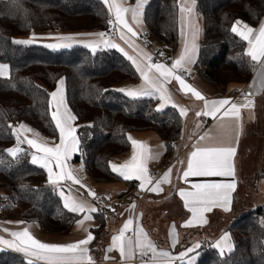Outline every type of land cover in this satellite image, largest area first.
<instances>
[{"label": "trees", "instance_id": "16d2710c", "mask_svg": "<svg viewBox=\"0 0 264 264\" xmlns=\"http://www.w3.org/2000/svg\"><path fill=\"white\" fill-rule=\"evenodd\" d=\"M135 0H131L134 3ZM203 38L195 72L220 94L230 84H247L255 68L246 55L247 43L231 31L239 20L257 26L264 18V0H197ZM110 19L100 0H0V63L10 75L0 77V218L36 224L43 234L69 235L81 215L63 207L57 191L47 184V172L30 162L26 150L19 160L5 151L16 143L13 128L21 123L57 139L51 120L50 93L60 79L65 100L78 119L81 160L97 184L124 182V203L135 198V183L111 172L112 157L130 150L127 139L133 132L155 131L165 146V157L157 164L167 166L180 142L183 119L174 107L157 111L159 99L132 100L117 91L124 82L140 79L135 67L116 49L85 46L53 50L41 45L13 44L16 37L31 32L45 34L104 32ZM146 32L142 41H156L161 48L175 50L179 39V0H150L144 13ZM264 114H259L260 124ZM91 125V126H90ZM264 176V168L257 174ZM23 186V187H22ZM94 213L98 226L92 228L94 245L108 233L107 222L116 212L99 207ZM234 251L229 264H264V205L236 217L230 227ZM92 250L98 251L99 247ZM183 249V248H182ZM0 264H25L24 256L0 252ZM195 264H220L217 250H202Z\"/></svg>", "mask_w": 264, "mask_h": 264}, {"label": "snow or ice", "instance_id": "6c2138e0", "mask_svg": "<svg viewBox=\"0 0 264 264\" xmlns=\"http://www.w3.org/2000/svg\"><path fill=\"white\" fill-rule=\"evenodd\" d=\"M147 0H136L135 7L125 6L126 0H103L108 7V12L114 16L108 20V24L119 33V38L125 42L136 53L135 56L129 55L124 48L107 38V33H86L98 37L94 41H77L73 36H59L55 39L56 43L45 45L53 50L71 48L74 44L83 43L85 47L90 48L95 53L101 46L105 48H117L121 51L132 65L135 71L139 73L142 84L137 87L121 88L117 91L125 93L132 100H138L147 96L158 94L162 103L157 111L163 109L166 105L178 108L180 117L187 115L188 109L178 106L173 102L166 84L175 80L180 85V90L185 94L190 93L196 100L204 102L202 111L195 113L197 117L209 116L217 119L216 132H204L199 136L195 150L189 155L186 162V168L182 171L181 178L187 182L188 177H230L229 181H209L194 183L191 190L180 189L179 196L184 202V207L191 213L190 219L182 224V227L204 226L208 223L206 213H210L214 208H221L223 211H231L232 193L236 191V166L235 156L237 148L234 142L238 143L239 136L242 132V109H253L254 101L250 98L252 93L244 94V102L237 104L230 99L207 100L199 90L186 83L183 72H190L189 66L196 62L197 45L195 43L199 35V27L195 20V7L197 0H190L188 6L181 4V22L190 27V39L183 40V50L169 67L164 63L153 62L152 56L138 44L135 43L139 32L128 21V14L135 23L140 22L143 14V6ZM242 22L237 20L231 27V31L248 42L246 55L259 65L258 77L261 81V87H264V23H261L258 31L248 25H244L245 31H241L237 25ZM126 30V31H125ZM37 37L33 35L30 39H15L13 44L21 46H30L35 43ZM160 55H163L160 53ZM9 74L8 65L0 64V77H7ZM255 83V82H254ZM64 79H60L56 91L50 93L51 120L59 134V142L50 141L40 136L38 132L23 123L18 128H13L10 124L12 135L16 138V146L6 149L5 151L13 160H19L25 150L20 147L27 144L34 151L31 153L30 162L38 165L47 172V184L52 187L53 191L59 190V195L63 198V207L71 213H85L81 220L76 223L87 233L86 238L74 243L55 244L45 243L35 238L28 228L22 231H12V239L0 237V245L11 249L17 253L23 254L25 264H94L92 256L89 255L88 245L94 240L93 234L88 231L85 221L93 219L92 213L100 211L96 206L89 203L87 199H81L78 194H73L69 188L68 194L65 193L64 187L67 182L73 185L81 183L77 171L68 165V160L72 155L80 150V140L77 136V129L74 121L78 118L72 114L65 103L64 98ZM91 126V125H90ZM200 125H197L199 128ZM31 133V137L28 135ZM127 139L132 145L131 158L124 163L117 165L110 164L112 173L121 177L125 181H139L140 191H148L159 194L163 191L162 185L171 182L172 168H168L161 177L154 178L149 175L147 162L156 158L151 149L144 142L133 139L130 135ZM205 142V143H201ZM161 147H164L161 145ZM3 161L0 160V164ZM180 163H184L181 161ZM82 170V167H81ZM23 187V186H22ZM87 196L98 199L95 191L87 189ZM110 210L115 209L109 206ZM135 202L131 203L128 211L135 210ZM138 220L139 218L136 217ZM8 231L7 228L4 229ZM131 232L132 235H126ZM172 246L178 242L176 239L175 224L172 225L169 232ZM210 247L217 250L220 264H229L231 254L234 251V244L231 242L230 234L225 232ZM201 248V243L196 242L191 247L185 249L178 256H172L169 251L158 250L156 244L149 238L143 227L137 223L134 226V218L129 217L118 234L114 235L111 245L105 250V259H110L107 253L115 250L119 251L122 262H130L137 254L143 258L148 256V260H142V264H174V261H180V264H195V257L189 256V253H195ZM2 250V249H0ZM149 253L151 254L149 256ZM187 258V259H186Z\"/></svg>", "mask_w": 264, "mask_h": 264}, {"label": "crops", "instance_id": "0c3cea01", "mask_svg": "<svg viewBox=\"0 0 264 264\" xmlns=\"http://www.w3.org/2000/svg\"><path fill=\"white\" fill-rule=\"evenodd\" d=\"M103 3V0H100ZM150 0L143 6V14L140 18V22L137 24L132 21L131 14H128V21L134 27V30L139 32L138 37L134 38L135 43L140 46L144 50V52L153 56L154 53L163 50L170 60L169 64H165L167 66H171L173 61L179 56L181 51L183 50V40L187 37L190 39V27L187 26L186 23L182 24L181 22V13L180 7L183 3L185 7L188 6L190 0H179V39L178 45L175 50H170L167 47L161 48L158 42L150 41L148 43L142 41V35L146 32V25L144 22V13L146 6L148 5ZM104 4V3H103ZM136 0L134 3L131 0H126L125 6H132L135 7ZM105 5V4H104ZM106 6V5H105ZM107 10L108 7L106 6ZM109 13V12H108ZM110 18L113 17L111 13H109ZM195 20L196 24L199 27V35L195 41L197 45V52H196V61L199 54L200 44L203 38V31H202V18L198 14L197 9L195 7ZM261 23H264V18L261 22L253 27L254 30L258 31L259 26ZM245 23H241L237 25V27L241 31H245L244 28ZM126 31V30H125ZM86 33H100V32H76V33H53V34H41L38 36L42 41H45L43 46L47 44L56 43V37L59 36H73L77 41H94L97 40L98 37L96 36H89V35H81ZM240 37V36H239ZM37 38V39H39ZM113 42L117 43L120 47L124 48L125 51L128 52L129 55L135 56L136 53L130 48L123 40L119 38V33L117 32L114 36H109ZM241 38V37H240ZM247 49H248V42ZM84 46L83 43L74 44V46ZM46 47V46H45ZM99 49H116L117 48H105L101 46ZM196 63V62H195ZM195 63L190 65V72L188 78H184L186 83L192 85L197 90L201 92V94L209 101L212 100H219V99H230L232 102L237 104H242L244 100L237 99L234 100L230 97L231 93H238L243 90L252 93L251 99L254 101L255 107L253 109H242L241 110V124H242V132L239 136L238 143L234 142V146L237 148V153L235 156V166H236V182L237 188L234 193H232V204H231V211L225 212L221 208H214L212 212L206 213V217L208 219V223L204 226H194V227H182L181 225L185 223L191 217V213L184 207V202L179 196V190H191V185L194 183H202V182H209V181H229L232 178L230 177H188L187 182H185L181 176L182 171L186 168V162L189 158V155L192 151L195 150L194 145L196 144L197 140L199 139L200 135H203L204 132H211L215 134L216 132V125L217 119H213L209 116H200L197 117L195 115L196 112L202 111L204 108V102L196 100L190 93L185 94L183 91L180 90V85L177 81L172 80L170 83L166 84V88L169 94L173 98V102L178 106H182L188 109L187 115L182 117L183 119V130L181 140L183 138V143L178 145L174 151V157L171 163L167 166L161 167L162 173L159 177L163 175L168 168H172V176L171 182L162 185L163 191L159 194L148 192V191H140L139 189V181L133 179L130 180L135 183L136 190H135V198L128 203H124L122 198L119 195L126 191V184L124 182L114 183V184H97L89 173L87 172L86 168L81 164V160H76L75 157L79 153L76 152L72 155V157L68 160V165L77 171L79 178L81 179V183L86 185V188H81L80 185H73L70 181L64 187V191L68 194L69 188H71L73 194H78L81 199H87L89 203H93L95 206L96 204L93 202L92 197L87 196V189H92L95 191L96 194L103 195L107 200V207L110 202L107 199L109 195L110 198H114L112 200V205L115 206L116 212L111 215L109 221L107 222V230L108 233L105 234L103 239L99 241L97 244L94 245L95 235L92 233V228L98 226L97 220L92 213L93 219L91 221H85L84 227L90 231L93 236L94 240L88 245L89 248V255L92 256L94 264H142V260L147 261L148 256L141 258L138 254L133 257L130 262H122L119 251L113 250L107 255L110 259H105L106 252L105 250L110 247L112 237L118 234L119 230L122 228L123 224L129 217L134 218V226L139 223L145 232L148 234L149 238L156 244L158 250L169 251L172 256H178L180 253L184 252L185 249L191 247L194 243L200 242L201 246L205 240V238H209V240L215 243L225 232L230 234L231 242L234 244V239L232 233L230 231L231 224L233 222V218L239 217L240 215L244 214L245 212L255 210L260 205H258V196L259 194H264V176L258 177L257 174L264 168V161H261L264 158V146L262 147L261 154L258 158L259 165L256 166V172L252 173L251 175L248 174L249 171L246 172L245 168H241L239 166L240 160L242 158L246 159L243 156V153H247L248 155H254L256 153V144H250L246 147L242 152L240 150L241 141L245 138L248 134V125H252L255 127L258 122L259 114H264V87H261V81L258 77V70L259 65H256L254 75L251 81L247 84H230L228 86L227 92L225 94H220L213 86L206 83L196 72H195ZM10 72L7 77H9ZM139 75V73H138ZM3 77V78H7ZM140 77V75H139ZM255 82V83H254ZM142 84L141 78L136 82H124L118 86L119 89L121 88H129V87H137ZM64 98H65V83H64ZM123 93V92H122ZM125 94V93H124ZM143 98H158V94L154 96H147ZM66 103V100H65ZM162 101L159 99V105ZM260 106L258 107V104ZM67 106V104H66ZM68 107V106H67ZM159 107V106H158ZM168 107H172L171 104L166 105L163 109L164 110ZM261 108V112L258 114V109ZM69 109V108H68ZM178 110V108H176ZM53 110V109H52ZM70 110V109H69ZM264 122V118L260 121V127L258 128L260 131V136L264 138V128H262V124ZM26 125V124H24ZM197 125H200L197 128ZM27 127H30L26 125ZM74 126L77 129L78 138L81 143V135L78 132V126L74 121ZM16 127V126H15ZM17 125L16 128H18ZM31 128V127H30ZM33 129V128H32ZM35 130V129H33ZM36 131V130H35ZM37 132V131H36ZM39 133V132H38ZM76 133V134H77ZM41 137L45 139H49L50 141H54L56 143L59 142V136L57 139L45 136L39 133ZM251 134V133H250ZM31 137V133L28 134ZM133 139L137 141L144 142L148 145L151 149L152 153L156 156V158L151 159L147 162L148 172L154 168H158L157 164L161 162L165 157V146L160 138V136L155 131H142V132H133L129 134ZM128 135V136H129ZM257 136V135H255ZM202 144L205 142H201ZM163 145L164 147H161ZM16 146V143L15 145ZM13 146V147H14ZM25 151L27 150L30 155L34 151L31 149L26 143L20 145ZM76 154V155H75ZM132 155V145L129 151L116 155L111 158L110 162L120 165L124 163L126 160L130 159ZM183 161L184 163H180ZM84 164V163H83ZM82 167V170H81ZM86 170V171H85ZM244 170V171H243ZM251 171V170H250ZM243 172V173H242ZM88 175V176H86ZM93 181V182H92ZM95 183V184H94ZM82 191V193L80 192ZM59 195V190H57ZM60 196V195H59ZM112 196V197H111ZM63 201V198L60 196ZM142 198L141 203L138 205V201ZM135 202L136 208L133 211H128L129 206L131 203ZM98 208L99 206L96 205ZM81 215V219L85 215V213L79 214ZM136 217L139 219L137 220ZM80 219V220H81ZM175 224V232H176V239L177 243L175 246H172L171 238L169 236V232L171 230L172 225ZM7 228L8 231L5 232L4 229ZM24 228H28L32 235L45 243H55V244H67V243H74L81 239L86 238L87 233L82 230L80 226L77 224L74 226L72 232L69 235L64 236H50L43 234L39 227L33 223H27L22 221H14L8 219L0 218V237L5 239H12L10 232L12 231H22ZM126 235H132L131 232L126 233ZM92 245L95 248L99 247L98 251L92 250ZM183 248V249H182ZM0 252L2 251H12L2 245H0ZM202 251L201 248L197 249L195 253H189V256L195 257L196 260ZM17 253V252H15ZM23 256L21 253H17ZM151 254L149 253V256ZM25 258V257H24ZM187 259V258H186ZM174 264H180V261H174Z\"/></svg>", "mask_w": 264, "mask_h": 264}, {"label": "rangeland", "instance_id": "374dc122", "mask_svg": "<svg viewBox=\"0 0 264 264\" xmlns=\"http://www.w3.org/2000/svg\"><path fill=\"white\" fill-rule=\"evenodd\" d=\"M41 34H45V33H39V32H31L27 35H23V36H19V37H16L15 39H30L33 37V35H35V37L39 38L38 36H41ZM115 36V35H114ZM112 37V36H111ZM153 41V40H152ZM45 43V41H42L40 38L36 40L35 43H33L32 45H41L43 46ZM0 64H4V63H0ZM6 65V64H5ZM58 86H59V83H58ZM57 86V88H58ZM56 88V89H57ZM56 91V90H55ZM260 106V103L258 104V107ZM258 109V114L261 112V108H257ZM260 118H262V116H260ZM17 127V126H16ZM14 127V128H16ZM260 127V124H257L255 127H253L252 125H248V134L245 136V138L241 141V144H240V150L241 152L246 148L248 147L250 144H256V153H254V155H248L247 153H243V156L242 157H245L246 159L242 158L240 160V163H239V166L241 168H245L246 172H248L249 175H251L252 173L256 172L257 170V167L259 165V162H258V158L261 154V150H262V147L264 146V138H262L260 136V133H259V128ZM262 128H264V122L261 126ZM251 133V134H250ZM257 135V136H255ZM77 136L78 133H77ZM183 138L182 140L180 139V145L183 143ZM264 148V147H263ZM76 155V154H75ZM264 155V154H263ZM261 161H264V158L261 160ZM81 164L82 166L84 167V164L83 162L81 161ZM85 169V167H84ZM251 170V171H250ZM86 171V170H85ZM244 171V170H243ZM243 173V172H242ZM88 176V175H86ZM89 180H93V179H90V177H87ZM93 182V181H92ZM95 184V183H94ZM82 193V191H80ZM1 190H0V195H1ZM83 195V193H82ZM112 197V196H111ZM107 199L108 201L110 202V204L107 206V208H109V206H111L112 208H114L115 206L112 205L113 201L112 199L114 198H110V196L108 195L107 196ZM93 204V203H92ZM258 205L262 206L264 205V194H259L258 196ZM96 206V205H95ZM97 207V206H96ZM98 208V207H97ZM100 209V208H98ZM110 209V208H109ZM235 219V218H233ZM36 225V224H35ZM65 237V236H64Z\"/></svg>", "mask_w": 264, "mask_h": 264}, {"label": "built area", "instance_id": "2783aa9c", "mask_svg": "<svg viewBox=\"0 0 264 264\" xmlns=\"http://www.w3.org/2000/svg\"><path fill=\"white\" fill-rule=\"evenodd\" d=\"M110 19L114 20V16L111 17ZM104 32L107 33V37L116 35V33H117V31H115L111 25H109L108 28ZM160 53H162L163 55H160ZM152 60H153V62H160V63H164V64L170 63V60L168 59V57L166 56V54L163 50H160V51L154 53L152 56ZM181 74L183 75L184 78L189 77V74L187 72H183ZM245 93H250V92L243 90V91L238 92V93H231L230 97L234 100H237V99L244 100V94ZM161 173H162V170L160 168H154V169L149 171V175L154 177V178H157V179L159 178ZM96 195H97L98 199L92 198L93 202L96 205H98L99 207H105L107 205L106 198L101 194H96ZM141 201H142V198L138 201V205L141 203ZM211 244H212V242L209 240V238H205V240L201 246V249L202 250L209 249V248H211L210 247Z\"/></svg>", "mask_w": 264, "mask_h": 264}]
</instances>
